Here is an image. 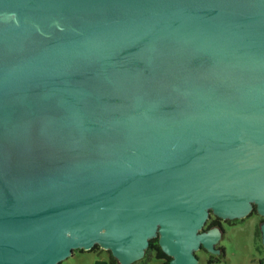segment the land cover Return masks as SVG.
Masks as SVG:
<instances>
[{"label":"water","instance_id":"95a60500","mask_svg":"<svg viewBox=\"0 0 264 264\" xmlns=\"http://www.w3.org/2000/svg\"><path fill=\"white\" fill-rule=\"evenodd\" d=\"M254 206L264 0H0V264H197Z\"/></svg>","mask_w":264,"mask_h":264},{"label":"rangeland","instance_id":"374dc122","mask_svg":"<svg viewBox=\"0 0 264 264\" xmlns=\"http://www.w3.org/2000/svg\"><path fill=\"white\" fill-rule=\"evenodd\" d=\"M263 221V216L258 213H252L236 221L233 225H226V233L221 240V244L224 245L225 249L224 255L219 256L218 253L201 249L195 251V255L198 257L197 264H260L259 261L264 258V245L260 241L261 235H258L257 230L258 228L260 229ZM210 229L212 228L207 229L205 227V230ZM102 255L107 258L106 251H82L76 249L72 255L61 261V264H97V261H100L98 259L104 257ZM143 258L134 263L160 264V261L153 255L142 261Z\"/></svg>","mask_w":264,"mask_h":264},{"label":"trees","instance_id":"16d2710c","mask_svg":"<svg viewBox=\"0 0 264 264\" xmlns=\"http://www.w3.org/2000/svg\"><path fill=\"white\" fill-rule=\"evenodd\" d=\"M214 222H210L208 227H211ZM258 235H261L260 229L257 230ZM261 237V236H260ZM261 241V238H260ZM84 251L83 249H81ZM89 251H106L107 252V261L108 264H120L118 259L112 254L110 250H104L102 249L98 244H95ZM155 256L159 261L160 264H169L171 260V256H169L167 253L163 251L159 244L158 237H155L150 240L149 247L146 250L145 257L142 259V261L150 256ZM264 261V258H262L259 262L262 263ZM61 264V262L59 263ZM132 264H139L138 262L132 263Z\"/></svg>","mask_w":264,"mask_h":264},{"label":"flooded vegetation","instance_id":"af4514ba","mask_svg":"<svg viewBox=\"0 0 264 264\" xmlns=\"http://www.w3.org/2000/svg\"><path fill=\"white\" fill-rule=\"evenodd\" d=\"M252 213H257V209L256 207L254 206L253 210L251 211L250 214ZM249 214V215H250ZM240 219H243V218H236V219H222V218H219L217 217L216 215H214L212 212L210 213V216L206 222V224L204 225V228L207 227V229L209 228H213V227H217L220 229L221 231V237H220V242H218L216 245H215V248L219 250V256H222L224 255L225 253V249H224V245L221 244V240L222 238L224 237L225 233H226V225H233L236 221L240 220ZM210 222H214L213 225L211 227H208L209 223ZM203 251H207L205 248L202 249ZM208 252V251H207ZM211 254V253H210ZM217 255V254H216ZM212 258H214L213 255H211ZM212 260V259H211ZM211 260H209L210 262H212ZM261 264V263H260Z\"/></svg>","mask_w":264,"mask_h":264},{"label":"crops","instance_id":"0c3cea01","mask_svg":"<svg viewBox=\"0 0 264 264\" xmlns=\"http://www.w3.org/2000/svg\"><path fill=\"white\" fill-rule=\"evenodd\" d=\"M102 252H103V251H102ZM102 256H104V255H102ZM98 260H100V261H97V264H108V261H107L106 256L101 257V258L98 259Z\"/></svg>","mask_w":264,"mask_h":264}]
</instances>
